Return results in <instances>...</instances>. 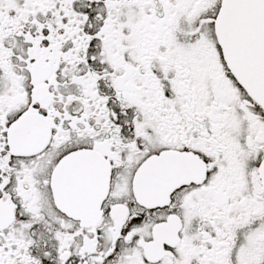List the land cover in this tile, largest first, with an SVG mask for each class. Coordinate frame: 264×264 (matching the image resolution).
<instances>
[{
    "label": "snow or ice",
    "instance_id": "6c2138e0",
    "mask_svg": "<svg viewBox=\"0 0 264 264\" xmlns=\"http://www.w3.org/2000/svg\"><path fill=\"white\" fill-rule=\"evenodd\" d=\"M0 264H264V0H0Z\"/></svg>",
    "mask_w": 264,
    "mask_h": 264
}]
</instances>
